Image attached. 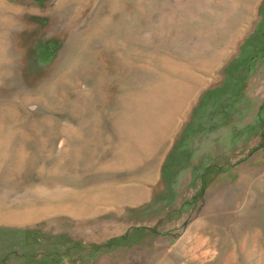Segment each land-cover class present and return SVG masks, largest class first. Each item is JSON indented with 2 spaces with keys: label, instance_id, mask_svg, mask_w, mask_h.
Here are the masks:
<instances>
[{
  "label": "rangeland",
  "instance_id": "obj_1",
  "mask_svg": "<svg viewBox=\"0 0 264 264\" xmlns=\"http://www.w3.org/2000/svg\"><path fill=\"white\" fill-rule=\"evenodd\" d=\"M263 6L0 0V129L11 135L0 206H36L49 196L59 204L30 220L0 222L4 264H264V147L255 148L259 133L233 136L264 105L259 65L243 88L241 114L195 132L185 166L161 173L202 92L222 85L225 65L248 49ZM169 88L180 98L166 131ZM209 163L224 170L209 173L198 194ZM97 196L102 201L91 204ZM86 203L88 211H77ZM24 229L39 233L28 239L32 256L21 254ZM61 235L80 248L46 262ZM110 238L109 247L93 249Z\"/></svg>",
  "mask_w": 264,
  "mask_h": 264
},
{
  "label": "trees",
  "instance_id": "obj_2",
  "mask_svg": "<svg viewBox=\"0 0 264 264\" xmlns=\"http://www.w3.org/2000/svg\"><path fill=\"white\" fill-rule=\"evenodd\" d=\"M247 45V43H246ZM257 54L250 49L244 47V52L238 57H233L227 65L224 67L225 81L220 86L210 87L205 89L200 95L197 104L192 108L190 118L184 125L179 136L173 143L170 151L164 159L161 173L165 176L167 173H172L173 163L181 162L183 167L188 162L191 156V149L189 143L195 132L207 133L214 129L215 126L208 125L210 121L219 122L217 124H224L228 119L241 112L237 109L238 104L243 98V88L246 85V81L250 73L254 68V59ZM264 123V105H261L256 113L255 120L252 124L242 126L240 129L234 132L233 136H243L246 133H259L261 141L255 148L264 147V127L261 124ZM202 172L198 177L201 179V189L198 194H201L204 190L205 182L209 173L213 171H221L224 168L215 164L209 163L202 166ZM175 172V171H173ZM167 174V175H168ZM1 230L4 231L2 228ZM19 232V231H17ZM25 239L21 241L23 251L22 256H32V250L30 247L29 238L33 237L36 241L40 238L39 233L34 230L24 229L21 230ZM38 238V239H37ZM115 242L114 238L108 239L103 244L94 245V250L100 248H107ZM53 249L46 254L48 259L46 262L55 263L60 262L62 258L68 255L69 249L72 247L80 248L79 243L71 241L66 235H61L55 238L52 242ZM13 248L10 253H15ZM8 254L0 255V264H4Z\"/></svg>",
  "mask_w": 264,
  "mask_h": 264
},
{
  "label": "bare ground",
  "instance_id": "obj_3",
  "mask_svg": "<svg viewBox=\"0 0 264 264\" xmlns=\"http://www.w3.org/2000/svg\"><path fill=\"white\" fill-rule=\"evenodd\" d=\"M2 46L3 45H1L0 46V48H2ZM1 51V50H0ZM2 52H0V54H1ZM185 74V73H184ZM171 89H172V86H171ZM170 88L166 91V93L165 92H162V93H160V94H162L163 95V93H165L166 95H167V97L166 98H168V96L170 97V99H169V104H168V107L169 108H167L168 110H169V115L168 114H166V116H169V119H168V121H160V123L164 126V129L166 130L167 128H168V125H170L171 126V121H172V117H171V115L170 114H172V112H173V110H175L177 107H176V99L177 98H180V95L178 94V92L177 93H175V92H173V90H171ZM147 97V96H146ZM166 102H168V101H166ZM159 104V103H158ZM179 104V103H178ZM164 106H165V103L163 104ZM166 106H167V104H166ZM166 108V107H165ZM179 108V107H178ZM177 108V109H178ZM8 109L9 110H11V112H9L10 113V115L12 116L13 115V112H12V108H10V107H8ZM177 110H176V114H177ZM9 115V116H10ZM165 116V117H166ZM16 120V119H15ZM170 123V124H169ZM2 125H4V123L2 124L1 122H0V127L2 126ZM158 125H160V124H158ZM170 126H169V128H170ZM160 127V126H159ZM161 128H162V126H161ZM158 131V130H157ZM167 131V130H166ZM10 133V132H9ZM164 133V132H163ZM11 135L9 134V135H7L6 133H5V131L4 130H2V129H0V165H1V162H2V159L4 158V157H8L9 156V154H10V151H9V149H10V146H9V143L7 142L8 140H9V137H10ZM145 141V140H144ZM140 142H141V140H140ZM139 147H141V146H139ZM154 148V147H153ZM153 148L151 147L150 149H152L153 150ZM18 150L20 151L21 150V148H18ZM150 152V151H149ZM21 153H22V151H21ZM16 155V154H15ZM15 159V158H14ZM16 162L18 161L17 159L15 160ZM20 166V163L19 164H15V167H19ZM11 169H12V167L11 166H9V171H11ZM14 170V169H13ZM13 172V171H12ZM15 172V171H14ZM100 195V194H99ZM123 195V194H122ZM42 197V196H41ZM50 197V196H49ZM49 197H46L45 199H43V200H38V202H37V205L36 206H28V205H26V206H23V207H15L14 209H8V208H2L1 206H0V222H21V221H26V220H30V219H33V218H36V217H38V216H40V215H42V214H47V213H49V212H52V211H54V210H56L57 209V207H59V204L57 205V206H55V204L54 203H52L51 202V199L49 198ZM76 197V196H75ZM101 196H97V199L96 198H93V200H90L91 202V204H92V201H94V202H96V201H99L100 200V202L102 201V198H100ZM87 198V197H86ZM88 198H90V197H88ZM100 198V199H99ZM104 198V197H103ZM112 198V197H111ZM116 198V197H115ZM61 199V198H60ZM50 200V201H49ZM62 200V199H61ZM67 200V199H66ZM89 200V199H88ZM110 200V199H109ZM108 200V201H109ZM56 201V200H55ZM103 201H105V200H103ZM107 201V200H106ZM107 201V202H108ZM60 202V201H59ZM62 202H63V200H62ZM84 203V202H83ZM90 203L88 204V203H86L85 205H83V204H79L80 206L78 207V210L77 211H84V212H86L85 210H89V207H88V205H90ZM62 204V203H61ZM63 205V204H62ZM61 206V205H60ZM92 207V206H91ZM98 207V206H97ZM12 208V207H11ZM62 208H65L66 210H68V208H69V206L68 205H65L64 207H62ZM97 210V209H96ZM92 211V210H91ZM93 212V211H92Z\"/></svg>",
  "mask_w": 264,
  "mask_h": 264
},
{
  "label": "flooded vegetation",
  "instance_id": "obj_4",
  "mask_svg": "<svg viewBox=\"0 0 264 264\" xmlns=\"http://www.w3.org/2000/svg\"><path fill=\"white\" fill-rule=\"evenodd\" d=\"M247 47L248 49L252 48V50L257 54L253 61V70H255L256 66L259 65L264 76V6L260 11V15L255 22L252 31L248 35Z\"/></svg>",
  "mask_w": 264,
  "mask_h": 264
}]
</instances>
